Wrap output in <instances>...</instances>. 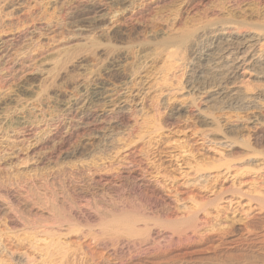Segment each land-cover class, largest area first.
I'll use <instances>...</instances> for the list:
<instances>
[{
    "label": "rangeland",
    "instance_id": "obj_1",
    "mask_svg": "<svg viewBox=\"0 0 264 264\" xmlns=\"http://www.w3.org/2000/svg\"><path fill=\"white\" fill-rule=\"evenodd\" d=\"M130 1L0 0V264H191L198 249L222 263L219 240L261 228L264 0ZM94 15L124 36L77 30ZM226 38L243 48L219 97L204 80L220 72L192 52ZM115 45L126 83L107 86ZM94 82L108 89L89 104Z\"/></svg>",
    "mask_w": 264,
    "mask_h": 264
},
{
    "label": "bare ground",
    "instance_id": "obj_2",
    "mask_svg": "<svg viewBox=\"0 0 264 264\" xmlns=\"http://www.w3.org/2000/svg\"><path fill=\"white\" fill-rule=\"evenodd\" d=\"M110 3H112L113 6H116L118 8L117 11L126 10L130 5H132V2L130 0H111ZM16 4L21 5L22 3L19 4L17 1L13 5H11V7L15 6ZM98 9H99V7H97V6H91L90 8H88V10H85V12L86 13L93 12L96 15L97 12H101L100 10L98 11ZM88 19L89 18L84 19V20L80 19V21L86 20L87 21L86 23H88V24L87 25H85V24L84 25L83 24L78 25L79 24L78 23L75 26L77 28V30H79V31H88L90 29H92L91 31L97 30L94 33L96 35V34H98V30L100 33L101 30L103 29V26H105L107 23V24H109V27H107L109 29V32L107 34V41L108 40L109 41H116V40L121 39L124 36L123 31L118 26L117 19L116 20H110V19H105V18H98V16L97 17L95 16V18L92 22L88 21ZM183 33H185V32H183ZM79 34H80V32H79ZM81 35H83V34H81ZM98 35H100V34H98ZM186 37H187V35L185 33V34L180 35L179 37H173L172 36L168 40L165 39L164 44L160 43L161 45H164V47L166 46L165 47L166 49H162V50L168 51V58H172L174 56V54L176 55V52H177L176 50L179 47H181V45L184 42ZM212 37H214L213 38L214 40L218 39V38H216L215 35ZM163 40H162V42H163ZM209 40H210V38H209ZM240 44L241 43H238V42L235 43L232 40H229L226 38V39H222L220 41V43H218L217 45H215L211 49H210V46H208V45H207V47L205 46L206 50L204 52H202L201 49H200V51H198V53L192 50L193 51L192 55H195L194 58H197L198 60H201V61H205L206 62L205 65H210V66L214 65V68H212L210 70L220 72V77L218 79H210L209 83H208V80H204V81H207L206 84L209 87V89L215 90L214 93L219 97L224 95V94L227 95L230 93L229 91L227 92V90H226L227 84L229 82V79L234 76L233 71L237 67L236 64L239 62V58L234 57V56L239 53L241 48H243L242 47L243 45H240ZM161 45H160V47H163ZM173 47L175 50H172ZM123 48H124L123 46H116V47H114V50L110 54L107 55V67L105 69V76L107 77V79H106L107 80V86L109 83H116V82L118 83L119 82V83H122L123 85H124V83H126L127 73L125 71L124 63H123L126 59V53L123 50ZM170 48L172 51L169 50ZM99 52H100V54L103 55L102 51H99ZM197 54H199V55H197ZM202 56H204V58ZM243 58L244 57H242L241 59L243 60ZM82 62L83 61L79 62L80 64H77V66L81 67ZM230 62H231V64L229 65ZM203 67L204 66L200 67V69ZM194 79L195 80L193 82L197 81L198 79H201V76L197 75L196 77H194ZM94 83H96V82H94ZM106 89H108V88L105 86V83H102V82L99 84L96 83L95 87L90 86L87 88H83L82 91H84V92L82 93V95H84L85 102L90 104V103H94V102L103 100L106 97V95H105ZM55 95L59 100L60 109L61 110L68 109L69 108V105L67 106L68 101H66L64 98L60 97V95H58V94H55ZM229 96H232V94H229ZM231 100H232L231 104L235 103V104H240L239 106H241L243 103L241 97H238V96L233 97V98L231 97ZM3 105H5V103L4 104L0 103V109H2L4 107ZM52 141H54V140H52ZM62 191L63 190H61V193H63ZM59 195H60L59 197H62V199H59V205L63 201L64 202L66 201V204H69V206H70L69 208L72 210L74 209L77 212V208H74L75 206H77V204L75 205V203L73 202V198H70L71 197L70 195H69L70 197L67 196V194H64V195L59 194ZM13 197L22 206L29 204V201L24 199L23 197H21L20 194H16ZM88 201H90V200L88 199ZM91 201H93V199ZM94 202H93L94 205H92L93 203L92 204L88 203V204H85L86 206H83V207L89 206V208H91V209L93 208V210H96V208H100L99 206H97V202L95 200H94ZM55 205L57 206L58 203H56ZM77 207H80V206H77ZM0 209H4L1 204H0ZM72 214H73V212H72ZM262 215L263 216H261V218L259 219V220H262L261 221L262 225H261V228L258 232L252 234V233H248L244 229L243 232H237L236 234L230 236L229 238L219 240V243L215 248L212 247V245H208L207 249L214 248V250H212L213 255L215 256V258L219 257L221 259L220 261L223 260L222 263L221 262L219 263V261H218V263H216V262L213 263V262H211L210 259L208 260L209 256H207L208 254H206L204 252V249L203 250L198 249L195 251L193 250L190 252L191 254L187 253L189 256V257L187 256L188 257L187 259L191 262V264H264V213ZM133 219H135V218H133ZM59 220H61V219H59ZM113 220L117 221V223L119 222L118 219L113 218ZM129 221H131V219ZM126 222H128V220H126ZM232 256H233L234 260L232 259ZM224 259H226V260H224ZM143 263H145V262H143ZM149 263H151V262H149ZM187 263H188V261H187Z\"/></svg>",
    "mask_w": 264,
    "mask_h": 264
}]
</instances>
